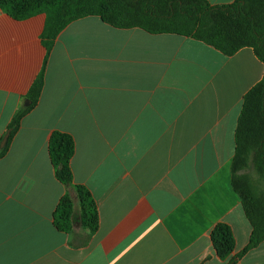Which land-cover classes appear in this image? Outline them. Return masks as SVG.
Wrapping results in <instances>:
<instances>
[{
	"label": "crops",
	"instance_id": "1",
	"mask_svg": "<svg viewBox=\"0 0 264 264\" xmlns=\"http://www.w3.org/2000/svg\"><path fill=\"white\" fill-rule=\"evenodd\" d=\"M46 20H15L0 8V144L31 105L47 57ZM44 76L0 159V264H227L211 240L219 224L233 232L231 258L248 247L252 226L232 163L244 97L264 78L252 48L226 56L191 37L88 16L58 35ZM55 131L75 139L71 187L51 161ZM75 185L98 206L95 233L82 225ZM67 193L69 233L54 219ZM236 264H264V243Z\"/></svg>",
	"mask_w": 264,
	"mask_h": 264
},
{
	"label": "trees",
	"instance_id": "2",
	"mask_svg": "<svg viewBox=\"0 0 264 264\" xmlns=\"http://www.w3.org/2000/svg\"><path fill=\"white\" fill-rule=\"evenodd\" d=\"M0 8L15 20L46 14L42 34L47 49L45 66L32 85L27 100L9 125L7 146L0 149L5 156L24 117L34 108L45 84L46 63L62 30L76 20L98 16L112 27L140 28L151 34H177L191 37L214 47L226 56L252 48L264 63V0H234L231 4L214 5L209 0H0ZM235 156L232 163V185L239 194L243 211L252 226L250 243L237 257L231 228L219 224L211 235L218 256L236 264L250 250L264 243V78L244 97L235 134ZM49 151L56 177L66 187L73 186L71 161L76 152L71 134L55 131ZM81 201L82 225L95 233L99 228L98 206L91 192L75 185ZM74 203L65 194L54 214L58 230H72Z\"/></svg>",
	"mask_w": 264,
	"mask_h": 264
},
{
	"label": "water",
	"instance_id": "3",
	"mask_svg": "<svg viewBox=\"0 0 264 264\" xmlns=\"http://www.w3.org/2000/svg\"><path fill=\"white\" fill-rule=\"evenodd\" d=\"M10 135H11V131L9 129V131L6 133V135L4 136V138L0 144V149H4L7 146Z\"/></svg>",
	"mask_w": 264,
	"mask_h": 264
}]
</instances>
